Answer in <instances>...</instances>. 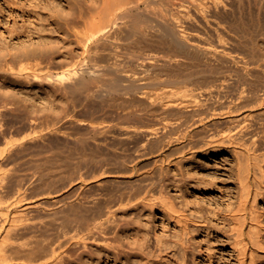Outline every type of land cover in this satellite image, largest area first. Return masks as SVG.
<instances>
[{
    "label": "rangeland",
    "instance_id": "374dc122",
    "mask_svg": "<svg viewBox=\"0 0 264 264\" xmlns=\"http://www.w3.org/2000/svg\"><path fill=\"white\" fill-rule=\"evenodd\" d=\"M252 1L241 0L240 3L235 0L232 7L237 8H231L237 13L230 9L232 12L226 13L230 17L220 13L221 10H216L217 15H213V10L208 28L196 23L197 28L192 29L199 32L200 39L207 44L218 46L231 16H235L233 19L237 22L233 19L230 22L240 31L243 25L253 21L254 24L264 22V18L261 19L263 22L260 17L259 21L257 19L260 5L264 3L253 1L259 4L256 6L251 4ZM99 2L101 0H0V97L15 102L14 113H17L15 116L7 112L6 120L0 124V155L20 154L16 172L22 179L19 183L14 179L0 181L2 204H9L24 195L32 199L46 196L51 202L55 194L61 193L66 202L82 204L79 209L89 208L87 204L93 199H98L103 209L116 207L112 227L116 233L108 232L100 236L102 239L89 238L84 242L86 246H72L64 264H240L229 217L242 193L235 153L229 149L197 153L194 159L177 163L176 144L169 143L173 131L164 127V122L172 115L150 110L149 101L135 93L141 86L125 85L128 90L123 86L129 93L122 96L125 90L121 85V90L116 87L119 79L111 83L112 78L116 79L115 73L99 74L103 75V80L97 72L92 77L94 61L82 60L85 56L79 54L82 49L77 33L83 12ZM253 6L257 8L253 10ZM254 16L256 21L252 19ZM219 23L224 26V31L220 30L223 26ZM200 25L203 28L198 29ZM258 26L264 27V24ZM204 30H208L207 34ZM263 42L260 39L264 50ZM23 53L36 55L31 61L40 66L35 76L17 79L4 71V64ZM128 57V60L122 57L118 64L122 61L123 69L146 78L140 81L144 85L141 91L154 86L147 80V75L158 73L164 80L156 86L158 91L174 88L170 83L171 77L175 79L174 71H171L173 65L155 60L156 63L151 62L160 69L152 65L149 70L148 56L143 57L144 60L142 57V60L136 57L130 60L134 57L132 54ZM74 59L82 63L78 69L85 70V74L78 70V77L85 76L79 78L81 82L86 81L83 88L74 86L72 80L75 79L66 75ZM111 61V64L115 62ZM165 65H170L171 70ZM61 75H65L63 79H60ZM106 77L110 81H106ZM98 84L107 89L102 93L96 91ZM132 104L141 110L136 112ZM126 107L134 112L129 113ZM142 110L146 114L143 115ZM257 125L259 148L264 154V117L257 119ZM155 127H160L158 137L146 139L142 129ZM8 144L10 147L6 150ZM2 159L4 162V157ZM262 164L264 168V160ZM262 183L264 186V179ZM161 192L192 216L188 234L163 206ZM258 206L264 227V189L259 195ZM89 215L92 217L93 213ZM89 230L79 224L70 234L82 238ZM53 232L48 231V234ZM254 264H264V255Z\"/></svg>",
    "mask_w": 264,
    "mask_h": 264
},
{
    "label": "bare ground",
    "instance_id": "6f19581e",
    "mask_svg": "<svg viewBox=\"0 0 264 264\" xmlns=\"http://www.w3.org/2000/svg\"><path fill=\"white\" fill-rule=\"evenodd\" d=\"M253 1L264 3V0ZM231 2L235 3V0H101L83 12L82 18L80 17L83 20H80L82 23L79 25L77 37L80 49H82L79 54L85 56L81 59L84 62L88 59L95 62L92 63L93 66L91 64L92 71L89 69L92 77L96 72L98 75L104 74L105 76L107 72L115 73L116 79L112 78L111 83L119 79L117 82L119 85H116L118 90H121L120 85L127 90L128 87L125 85L141 86L133 88L140 89V91L135 89V93L149 101L150 110L158 113L164 111L172 115V118L164 122V127L173 131L169 143L176 144L177 163L192 160L197 153L224 149L235 153L239 164L242 193L239 202L232 207L229 213L231 230L235 246L240 254V264H254L259 257L264 255V242L262 241L264 227L261 219L262 213L258 206L259 195L264 189L262 185L264 154L260 151L257 134V119L264 117V50L260 43V39L264 41L262 31L264 27L258 26L264 24L261 20L264 18L261 14L264 11L262 6L264 4L260 5L259 10L261 11L258 13L259 16L257 15L258 18L251 17L255 21L256 18L259 21L260 17L263 23L257 22L256 24L255 22L254 24L251 19L252 23L243 25L240 31L236 28V24L230 22L235 16H231L232 19L230 18L227 25L221 21V24L224 22L223 25L226 26L224 31V26L219 23L221 27L223 26V30L222 28L220 30L225 34L222 33L224 36L221 40L219 39L218 46L207 44L206 41L200 39L199 32L192 29L198 26L196 23L207 27L210 17L217 15L219 10L224 15L229 13L234 7V3ZM238 2L241 3V0ZM254 2L250 3L259 5ZM255 8L253 6V10ZM232 11L237 13L236 10ZM255 11L252 13L254 14ZM211 13L213 15H210ZM234 21L237 22V19H233ZM201 25L198 29L203 28ZM208 26L212 28L211 24ZM208 30L204 32L207 34ZM216 32L220 33V31ZM129 54L134 56L130 57V60H135V57L140 60V57L148 56L149 61H146V58L145 61L149 64L145 61L142 63L148 64L149 70L152 65L160 69L159 65L153 64V62L156 63L155 60H162L165 64L173 65V70L168 68L170 65H165V67L174 71L175 79L171 77L170 81L174 84V88L165 89L164 92L158 91L156 86L164 81L160 79L158 73L159 76L158 74L147 75V80L154 83V86L149 90L141 91L144 85L140 81L146 78H139L136 74L123 69L120 66L122 61L118 64V61L123 58L128 60ZM126 55L128 58L125 57ZM35 58L36 55L28 53L12 57L5 62L4 71L17 79L35 76L40 66V63L31 61ZM74 60L75 62L69 66L66 75L71 80L75 79L72 80L75 83L71 82L74 86L83 88V83L86 81L82 79L84 81L81 82L80 79L85 76L78 77V66L82 63L80 64L78 59ZM110 60H115V62L111 64ZM83 71H85L84 68L81 73L85 74ZM168 74L171 75L170 71ZM64 76L61 75L60 79ZM100 77L103 80V75ZM90 84L93 86L92 83ZM95 86L97 84L94 88ZM97 88L96 91L102 93L106 87L98 84ZM123 88L125 92H122V96H125L129 92ZM131 94L130 96L133 95ZM128 101L126 104L129 107ZM145 103L147 105V101ZM134 105L132 107H135V111L141 108L139 106L140 108L136 109ZM15 109V102L0 97V124L6 120L7 112L17 115L14 113ZM129 109H127L129 113L134 112V109ZM144 111L142 114H146ZM159 128H143L142 133L146 139H154L158 137ZM8 146L10 147L8 144L6 150ZM18 154L17 152L0 155V181L14 179L18 182L21 179V177L19 179L18 171L16 172V166L20 160V154ZM2 157H4V162ZM5 163L9 167L5 168ZM7 182L6 184H9ZM4 186L5 184L2 187ZM45 197L32 199L24 195L3 205L0 196V264H64L70 257L69 252L72 246L79 244L86 246L84 242L89 238L102 239L100 236L108 232L116 233L112 231L116 207L103 209L98 199H93L87 204L89 208L79 209L83 206L82 204L66 202L61 193L55 194L53 201L50 199L53 203ZM160 201L171 217L181 226L183 232L188 234L189 223L193 221L189 212L180 204L173 203L164 192L160 194ZM91 212L92 217L89 215ZM79 224L83 228H90L85 237L79 238L78 235L70 234L76 226L79 227ZM51 230L54 232L48 234Z\"/></svg>",
    "mask_w": 264,
    "mask_h": 264
}]
</instances>
